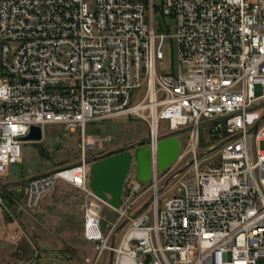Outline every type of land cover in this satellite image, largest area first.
Here are the masks:
<instances>
[{"label":"built area","instance_id":"1","mask_svg":"<svg viewBox=\"0 0 264 264\" xmlns=\"http://www.w3.org/2000/svg\"><path fill=\"white\" fill-rule=\"evenodd\" d=\"M263 103L264 0H0V175L32 127L79 130L81 164L30 180L22 209L60 182L82 191L87 263L109 252L112 264H264ZM129 118L150 125L152 180L123 188L103 231L109 205L90 187L86 153L110 139L86 129ZM183 132L160 172L161 137Z\"/></svg>","mask_w":264,"mask_h":264},{"label":"rangeland","instance_id":"2","mask_svg":"<svg viewBox=\"0 0 264 264\" xmlns=\"http://www.w3.org/2000/svg\"><path fill=\"white\" fill-rule=\"evenodd\" d=\"M163 0H154L160 5ZM167 22L170 23L169 19ZM166 66L177 65L176 45L167 39L163 46ZM257 95L260 90L256 89ZM264 115V103L260 107ZM165 127L167 122H162ZM86 133L89 137L109 138L103 148L87 152L88 159L105 157L111 152L129 146H137L148 141L150 125L139 119H120L99 123H90ZM189 134H179L184 146ZM210 146L208 135L201 138L200 152L204 153ZM264 151V141L259 144ZM82 159L80 132H70L64 126L47 125L43 129V139L39 142H25L22 145L20 162L12 161L6 171L0 175V264H28L59 260L68 264H110V253L96 263L93 259L95 245L83 237L84 228V194L72 185L59 183L46 194L40 205L32 211H25L24 186H3L8 182L26 179L50 173L61 167L70 166ZM135 165L132 166L124 185L137 182ZM169 192L166 195L171 197ZM140 204L135 210L141 209ZM117 213L111 207H103V231L108 221H115ZM126 229L117 232V243L122 239ZM22 254L24 256H22ZM27 257V258H26ZM26 258V259H25Z\"/></svg>","mask_w":264,"mask_h":264},{"label":"water","instance_id":"3","mask_svg":"<svg viewBox=\"0 0 264 264\" xmlns=\"http://www.w3.org/2000/svg\"><path fill=\"white\" fill-rule=\"evenodd\" d=\"M179 134L180 133H173L161 137L158 147L160 172L166 170L178 158L180 154ZM42 139V129L39 127H32L30 134L24 138L23 141L39 142ZM133 161L136 167L137 180L142 184H149L152 180V167L151 151L150 147L147 145V141L137 146H129L119 151L111 152L105 157H98L87 161L88 164L92 165L91 189L96 196L113 209H119L121 207L123 188L132 168ZM80 164L81 162H78L68 167ZM38 176L24 181L6 183L3 188L8 186H23ZM148 206L149 203L143 207L142 211ZM142 211H140V213ZM123 226L119 230H121ZM112 260L113 257L111 256L110 264H112Z\"/></svg>","mask_w":264,"mask_h":264},{"label":"crops","instance_id":"4","mask_svg":"<svg viewBox=\"0 0 264 264\" xmlns=\"http://www.w3.org/2000/svg\"><path fill=\"white\" fill-rule=\"evenodd\" d=\"M9 183V182H8ZM60 183H66V182H60ZM59 184V183H58ZM66 184H69V183H66ZM69 185H71V184H69ZM24 186V188H26V184L25 185H23ZM23 186H20V187H23ZM74 187V186H73ZM75 188V187H74ZM77 189V188H76ZM77 190H79V189H77ZM25 191V190H24ZM80 191V190H79ZM23 197H25V192H23ZM84 237V236H83ZM85 240V239H84ZM22 256H24L23 254H22ZM27 258V257H26ZM25 258V259H26Z\"/></svg>","mask_w":264,"mask_h":264}]
</instances>
